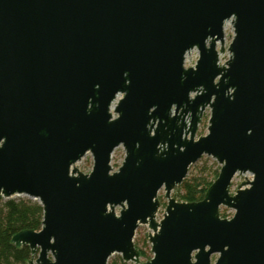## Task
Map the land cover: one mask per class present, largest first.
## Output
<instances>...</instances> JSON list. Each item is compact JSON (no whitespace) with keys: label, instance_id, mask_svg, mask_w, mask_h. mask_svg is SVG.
<instances>
[{"label":"water","instance_id":"95a60500","mask_svg":"<svg viewBox=\"0 0 264 264\" xmlns=\"http://www.w3.org/2000/svg\"><path fill=\"white\" fill-rule=\"evenodd\" d=\"M204 155L218 177L202 200L177 201ZM0 196L43 207L40 231L12 237L38 251L28 264L139 263L140 225L142 264H264V0H0Z\"/></svg>","mask_w":264,"mask_h":264},{"label":"trees","instance_id":"16d2710c","mask_svg":"<svg viewBox=\"0 0 264 264\" xmlns=\"http://www.w3.org/2000/svg\"><path fill=\"white\" fill-rule=\"evenodd\" d=\"M218 175L219 170L210 177L205 167L196 175H187L180 185L184 191L180 196V201L196 202L202 200L207 189ZM43 215V207L38 201L29 198L4 199L0 196V264H28L32 258L31 249L27 245L15 246L12 243V237L22 230L40 231ZM140 255L147 260L152 258L147 257L146 253L141 250ZM117 263L113 261L110 264ZM118 264L127 263L119 260Z\"/></svg>","mask_w":264,"mask_h":264},{"label":"rangeland","instance_id":"374dc122","mask_svg":"<svg viewBox=\"0 0 264 264\" xmlns=\"http://www.w3.org/2000/svg\"><path fill=\"white\" fill-rule=\"evenodd\" d=\"M234 37V31L232 26H230L227 30H225V38H224V52L220 54V64H225L227 60L230 57V53L228 51V47L231 44L232 40ZM220 45H218V48ZM199 58V53L197 50H193L190 52V54L186 58V67H191L194 66ZM211 115V110L209 107H206L202 121L200 123V126L198 128L197 134H196V139L200 137V135H205L208 133V126H209V118ZM126 155L125 148L123 146H119L114 150V153L112 155V161L111 165L114 168V171H116L119 167L120 164L123 163L124 158ZM94 165V158L91 153H87L81 161L77 163V168L84 173H89ZM203 167L207 168L210 177L217 171L220 170L221 165L217 162L216 159H214L211 156L204 155L202 156L196 163L191 165L189 174L188 176L196 175L198 172L203 169ZM252 179L251 174H238L234 178L231 187H230V192L234 194L238 187L242 184L245 183L249 180ZM184 193V191L180 188V186H177L171 193V196L175 197L177 201H180V196ZM14 198H27V197H14ZM158 199L160 201V208L156 214V220L160 221L166 210V206L168 203V199L165 197V190L161 189L159 194H158ZM235 213V210L232 208H228L225 206H222L220 208V215L223 218H228L230 219ZM151 232L149 227L147 225H140L136 231L135 234V239H134V244L138 247V250L143 251L146 253L147 257H153V253L151 251V243L148 239V235ZM38 256V251L32 256L33 259L35 260ZM216 256H213L212 259L215 260ZM119 260H123L120 254H114L110 257L108 264H110L113 261H116L119 263ZM149 260V259H148ZM147 261L146 258L140 257V262L139 263H134V262H127V264H142L143 262ZM117 263V264H118Z\"/></svg>","mask_w":264,"mask_h":264},{"label":"bare ground","instance_id":"6f19581e","mask_svg":"<svg viewBox=\"0 0 264 264\" xmlns=\"http://www.w3.org/2000/svg\"><path fill=\"white\" fill-rule=\"evenodd\" d=\"M230 26H232V21H227L226 24H225V30H227ZM190 53H188L189 55Z\"/></svg>","mask_w":264,"mask_h":264},{"label":"built area","instance_id":"2783aa9c","mask_svg":"<svg viewBox=\"0 0 264 264\" xmlns=\"http://www.w3.org/2000/svg\"><path fill=\"white\" fill-rule=\"evenodd\" d=\"M244 174H246V173H244ZM247 174H251V173L247 172ZM251 176H252V174H251Z\"/></svg>","mask_w":264,"mask_h":264}]
</instances>
